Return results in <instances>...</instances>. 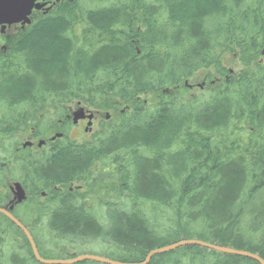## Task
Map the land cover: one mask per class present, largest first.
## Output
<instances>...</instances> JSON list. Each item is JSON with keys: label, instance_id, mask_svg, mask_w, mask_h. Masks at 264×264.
<instances>
[{"label": "trees", "instance_id": "obj_1", "mask_svg": "<svg viewBox=\"0 0 264 264\" xmlns=\"http://www.w3.org/2000/svg\"><path fill=\"white\" fill-rule=\"evenodd\" d=\"M28 34L0 54V206L20 182L14 212L42 257L141 262L185 238L264 258V0H59ZM75 103L115 116L71 140ZM28 132L45 145L22 147ZM108 179L107 196L92 191ZM0 217L19 240L0 222V264H41ZM150 264L259 263L187 246Z\"/></svg>", "mask_w": 264, "mask_h": 264}, {"label": "water", "instance_id": "obj_2", "mask_svg": "<svg viewBox=\"0 0 264 264\" xmlns=\"http://www.w3.org/2000/svg\"><path fill=\"white\" fill-rule=\"evenodd\" d=\"M38 0H0V25L5 27L6 25H12L19 22H29V15L31 14L34 8L41 9L44 4L36 3ZM92 119L93 114L86 115L85 109L83 107L78 108L73 112V121L74 123L78 122L80 119ZM90 124V122H89ZM62 133H58L53 136L52 139L56 137H61ZM45 143L44 140H40L38 146L41 147ZM31 141H27L24 143V147L27 145H32ZM14 198L8 205L4 207L0 206V214L7 217L18 229H20L25 237L27 238L33 256L41 264H75L84 261H92L101 264H149L154 256L159 254H164L167 252L175 251L179 248L187 247V246H200L202 248L208 250H214L223 254H234L240 255L244 257L252 258L258 261L260 264H264V259L261 258L256 253H251L246 250H240L233 247L223 246L219 244H214L211 242L202 241L199 239H181L177 242L171 243L169 245L154 249L150 251L145 259L141 262H122L113 260L104 256H100L97 254H81L73 258H61V259H47L41 256L38 246L35 242L34 236L31 234L30 230L25 226V224L13 214L14 206L18 203H21L26 199V192L22 187L21 183L17 182L12 188Z\"/></svg>", "mask_w": 264, "mask_h": 264}, {"label": "rangeland", "instance_id": "obj_3", "mask_svg": "<svg viewBox=\"0 0 264 264\" xmlns=\"http://www.w3.org/2000/svg\"><path fill=\"white\" fill-rule=\"evenodd\" d=\"M32 27V25L30 26ZM29 27V28H30ZM21 31L19 29H16V30H12L10 33H8V35L6 36H3L1 37V40H0V54H6L8 53V51L10 50V45L12 44L13 41H17L20 37H23L22 39H26L27 37H29L30 34L27 35L26 34H21L20 33ZM225 64L230 68L231 71L235 72V71H239L242 69V66L240 64V62L235 58H232L230 56H227L226 59H225ZM205 75V71L204 70H200L196 73L195 76H193L192 78H190V84L193 85L192 88H190V93L191 94H198L200 92V89L202 87H204L206 85V80H204V76ZM143 98H146L147 102H149L148 104L150 103H153L154 99H152L151 96L149 95H144ZM79 104H74V105H71V108H72V112H69L71 114V119H69V122L68 124L65 126L64 128V133H66L67 135V138L71 139V140H76V141H84V140H88L90 138L93 137V133L96 132L98 129H99V124L102 120L106 119V117L109 116L112 118L113 116H115V112L114 111H98L96 109L92 110L93 113L95 114V117H93V121H94V124L91 126V129H88L90 126L87 125V130H86V125L84 123H74V121L72 120L73 118V111H76L78 108H79ZM70 108V109H71ZM86 110H88V108H85ZM125 109V108H124ZM51 118H54V116H51ZM58 120H57V127L61 124V122L64 120V117H58ZM56 118V119H57ZM49 120H47L46 122H48ZM61 127L59 128H56V133H62V136L61 137H57V138H62L64 133L61 131L60 132V129ZM54 131H52L51 133H48L44 136L45 137H52L54 136ZM56 139V138H55ZM33 141L35 143V145L39 142V138L38 139H33L31 137V133H25L22 135V143H25L27 141ZM109 180V179H108ZM17 182H12L10 185H9V191L11 193V197L13 196V190L12 188L14 187V185L16 184ZM110 183V180L109 181H106L105 183H103L102 186H98L96 188H93L92 191H98L99 195L101 196H107L106 193L108 192L107 191V187H109V184ZM112 184H117L116 182L112 183ZM74 186H79L80 184H73ZM87 187H83L82 190H86ZM110 193H112V191H109ZM110 195V194H109ZM106 202V201H104ZM97 211L99 212V208H97ZM3 218L0 217V222L3 224L2 226H5L6 229L5 231H7L6 233H3L2 235L6 238H11L12 240L18 242L19 240L17 239V236H14V234H12V230L11 228L6 225L4 223V221L2 220ZM2 232V231H1ZM1 245V248H2V245H3V241H1L0 243ZM89 247H91L90 245H88ZM71 247V245H70ZM43 248L45 251L49 252V253H56V250L55 249V246L54 244L52 243H43ZM9 252H10V249L8 248L7 249ZM68 251L71 250V248L68 247L67 249ZM80 254L79 253V248L77 249H73L70 253V254ZM4 254L6 255L7 257V251L3 252L2 255V260L1 261H4L5 260V257H4ZM68 255V254H67ZM58 255L57 254H54V257L56 258ZM60 256V255H59ZM60 258H66L65 256H62Z\"/></svg>", "mask_w": 264, "mask_h": 264}, {"label": "flooded vegetation", "instance_id": "obj_4", "mask_svg": "<svg viewBox=\"0 0 264 264\" xmlns=\"http://www.w3.org/2000/svg\"><path fill=\"white\" fill-rule=\"evenodd\" d=\"M57 1H59V0H38V1H36V3H43L44 6L41 9L34 8L32 10L31 14L28 17L29 22H19V23H15L13 25H6L5 27H2V25H0V40H1V37L8 35V33H10L12 30H16V29H19L21 31L20 32L21 34H26L29 27L31 25H33L36 20H42L44 15L48 14L55 7V4ZM70 112H72V108L70 109ZM94 117H95V114H94ZM65 118L67 120L71 119V114L68 113ZM89 122H91V124H90V127L88 129H91V126L94 124L93 118L91 121H89V119H85V118L78 121V123H83V125L85 123L86 130H87V125H89ZM30 147L39 148L37 146V144L35 145V143L33 146H30ZM12 200H13V196L11 197L10 201H12ZM16 206H18V205H16ZM14 211H15V209L13 210V214L16 216Z\"/></svg>", "mask_w": 264, "mask_h": 264}, {"label": "bare ground", "instance_id": "obj_5", "mask_svg": "<svg viewBox=\"0 0 264 264\" xmlns=\"http://www.w3.org/2000/svg\"><path fill=\"white\" fill-rule=\"evenodd\" d=\"M182 239H185V238H182ZM181 240V239H180ZM199 240H201V239H199ZM202 241H204V240H202ZM207 242V241H206ZM174 243V242H173ZM214 244H218V243H214ZM219 245H222V244H219ZM223 246H226V245H223ZM228 247H232V246H228ZM234 248V247H233ZM237 249V248H236ZM178 250V249H177ZM240 250H242V249H240ZM152 251V250H151ZM211 251H214V250H211ZM247 251V250H246ZM248 252H251V251H248ZM251 253H256V254H258L261 258H263L259 253H257V252H251ZM223 254V253H222ZM224 255H232V254H224ZM234 255V254H233ZM236 256H240V255H236ZM240 257H243V258H247V259H250V260H253V261H256V260H254V259H252V258H249V257H244V256H240ZM264 259V258H263ZM143 261V260H142ZM151 262V261H150ZM256 262H258V261H256ZM259 263V262H258ZM150 264V263H149ZM260 264V263H259Z\"/></svg>", "mask_w": 264, "mask_h": 264}]
</instances>
